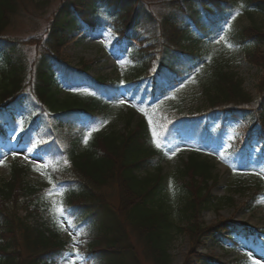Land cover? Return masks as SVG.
I'll list each match as a JSON object with an SVG mask.
<instances>
[{"label":"trees","instance_id":"1","mask_svg":"<svg viewBox=\"0 0 264 264\" xmlns=\"http://www.w3.org/2000/svg\"><path fill=\"white\" fill-rule=\"evenodd\" d=\"M32 1L40 7L46 2L0 0V112L22 114L21 140L36 122V145L48 163L38 167L14 159L9 178H0V264H61L71 252L61 237L65 223L85 242L88 264H172L175 241L218 231L220 225L204 226L202 214L233 202L210 191L214 164L198 152L174 172H163L181 132L209 140L199 148L212 152L227 137L192 111L167 109L162 102L193 81L209 110L243 120L249 139L264 140V94L253 100L243 79L224 64L221 47H213L224 37L228 46L264 64L261 29L253 26L226 37L238 14L264 15V0H62L48 23L43 50L30 59L22 40L4 33ZM99 28L120 34V43L135 42L124 48L134 68L128 78L90 77L59 56V48ZM64 84L75 87L66 91ZM123 90L149 99L136 102L144 118L135 121L128 112L123 129L103 127ZM0 134H5L2 125ZM252 146L250 140L238 141L224 152L244 172L264 169V157L257 158L262 164L250 161ZM33 170L44 172L46 184L28 178ZM261 182L256 181L258 194L264 191ZM236 228L253 233L245 224Z\"/></svg>","mask_w":264,"mask_h":264},{"label":"rangeland","instance_id":"2","mask_svg":"<svg viewBox=\"0 0 264 264\" xmlns=\"http://www.w3.org/2000/svg\"><path fill=\"white\" fill-rule=\"evenodd\" d=\"M152 1V0H151ZM62 0H46L44 6H36L35 3L28 2L26 11L14 17L5 30L7 36H13L24 43L25 50L30 59L36 56L40 49L44 48V40L47 36L48 23L56 8ZM256 26L262 30L264 35V15L256 12H243L238 14L229 23L227 36L230 33L240 30H248ZM45 36L43 37V34ZM256 33L255 31L251 34ZM3 35V34H2ZM259 35V34H255ZM116 35L110 30H100L94 33H85L81 37L68 42L64 47L57 50L60 57L67 60L72 66L87 70L93 77L106 79H126L130 71L134 70L128 62L127 56L120 47H115ZM135 43L130 42V46ZM223 44V45H222ZM221 47V55L226 67L238 74L243 79L244 86L253 96V100H259L264 94V64L261 59L258 63L252 62L243 49L238 46H228L226 38L213 44V47ZM251 61V62H250ZM1 86V84H0ZM69 87H67L68 89ZM64 93L61 94V97ZM167 109L169 106H178L185 112L192 111L194 115L207 113V105L197 84L193 81L178 86L174 92L162 102ZM116 111L108 122L103 123L106 127L109 123L116 129H123L126 122V115L131 111L127 107L116 106ZM134 119H143L141 113H133ZM205 118L216 122H224L230 119L228 115L222 113L206 114ZM230 125L236 126V134L241 139L245 134V125L235 119H230ZM8 143L0 141V149L8 153L7 162L0 161V178L8 179L9 164L14 161L11 152L13 151L18 161L32 162L36 165H45L44 156L39 151L30 148L29 142L17 144L14 141L13 133H9ZM257 153V152H256ZM189 152L170 153L163 161V172L172 173L179 166L187 161ZM205 157V156H203ZM209 161L214 164V181L210 182V191L216 196H230L233 204L221 208L218 212L213 210L205 211L201 220L204 226L211 229L220 225L218 231H204L198 238L180 236L171 251L173 255L172 264H249L253 259L264 258V192L258 194L256 184L251 180H242L235 172L232 163L222 158L220 153L217 157L210 156ZM150 170L148 171V173ZM150 173H153L151 170ZM28 178L38 184H46L47 178L43 171L34 170L30 172ZM264 186V183L261 182ZM107 189V188H106ZM105 191L108 193L109 191ZM116 192V189H113ZM115 195V193H113ZM200 220V221H201ZM247 224L255 228L258 233L254 238L238 237L234 234L235 247L230 245L228 237L234 231L235 225ZM208 228H205L206 230ZM61 237L69 241L68 247L74 252L69 257L62 260V264H87L82 255L86 250L85 242H82L80 235L66 227L61 233ZM245 251H252L249 254ZM78 253V254H77ZM149 262V261H148ZM150 264V263H147Z\"/></svg>","mask_w":264,"mask_h":264},{"label":"snow or ice","instance_id":"3","mask_svg":"<svg viewBox=\"0 0 264 264\" xmlns=\"http://www.w3.org/2000/svg\"><path fill=\"white\" fill-rule=\"evenodd\" d=\"M221 39H223V37H221ZM230 46V45H229ZM121 103H123V101H121ZM87 126V125H86ZM96 129L95 128H92L91 131H95ZM90 134V133H89ZM153 135L155 136V133H153ZM88 142V137L85 136L84 138V143L86 144ZM157 147H160L159 144L156 145ZM65 163H67V161H65ZM51 182V181H50ZM61 211V214H63L64 210L63 209H60ZM69 214H70V210H69ZM78 254V253H77Z\"/></svg>","mask_w":264,"mask_h":264}]
</instances>
